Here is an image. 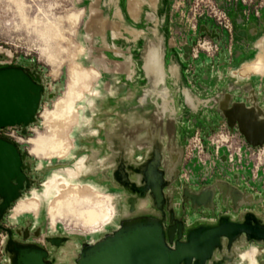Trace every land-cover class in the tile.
Segmentation results:
<instances>
[{
	"label": "rangeland",
	"instance_id": "obj_1",
	"mask_svg": "<svg viewBox=\"0 0 264 264\" xmlns=\"http://www.w3.org/2000/svg\"><path fill=\"white\" fill-rule=\"evenodd\" d=\"M259 41L264 0H0V68H21L44 87L34 124L0 130L24 153L32 182L0 219V264H13L12 248L42 249L49 254L47 264H57L66 243L79 248V264L92 248L147 222L164 228L182 223V242L225 218L244 223L256 217L250 224L264 226V164L258 178L255 156L230 159L236 146L264 150V138L252 135L264 133V71L246 68L264 66ZM73 67L96 75L83 91L91 105L76 101L67 113L76 118L65 135L73 156L35 154L29 140L50 135L45 113L66 97L70 83L77 89L84 82L73 78ZM236 119L249 128L253 142L263 144H251ZM197 132L205 137L208 160L195 156L186 164V147ZM223 132L233 142L219 152L212 138ZM95 154L106 169L71 183L92 185L109 217L85 226L83 216L67 208L53 222L54 199L44 198L46 183L55 173L68 176L81 162L90 164ZM185 164L188 182L181 177ZM207 191L213 192L209 205L189 200L199 203L197 195ZM35 194L40 212L16 215L17 203ZM79 201L81 210L88 208ZM246 237L225 240L210 264H238L239 250L258 249L263 257L255 262L264 264V239ZM57 239L62 243H51Z\"/></svg>",
	"mask_w": 264,
	"mask_h": 264
},
{
	"label": "water",
	"instance_id": "obj_2",
	"mask_svg": "<svg viewBox=\"0 0 264 264\" xmlns=\"http://www.w3.org/2000/svg\"><path fill=\"white\" fill-rule=\"evenodd\" d=\"M43 92L44 87L38 77L18 67L0 68V128L24 129L34 124ZM237 121L243 127L241 120ZM243 130L249 137V128L243 127ZM263 134L257 136L258 139L264 138ZM249 140L254 146L264 143V140L263 143H255L250 137ZM24 157L14 142L0 137V219L20 198L21 192L32 185L24 168ZM152 192L159 205L158 195ZM197 196H200L201 202L189 199L193 205L207 206L212 202L213 192ZM254 218L248 217L244 223L225 218L216 227H203L190 232L185 242H182L184 225L179 222L167 228L156 221L131 225L114 238L94 247L95 251L89 255L84 254L79 264H210L225 240L234 241L243 235L251 240L264 239V226L250 224ZM51 243L54 244V241ZM12 250L15 255L13 264H47L49 259L48 252L38 248Z\"/></svg>",
	"mask_w": 264,
	"mask_h": 264
},
{
	"label": "bare ground",
	"instance_id": "obj_3",
	"mask_svg": "<svg viewBox=\"0 0 264 264\" xmlns=\"http://www.w3.org/2000/svg\"><path fill=\"white\" fill-rule=\"evenodd\" d=\"M131 9L135 10L134 7ZM134 18H137V16ZM257 47L260 50L264 51V41L258 42ZM260 59L264 64L263 56H261ZM142 60H144L145 69H148L147 67L151 66L150 56H146ZM246 68H249L250 71H264V66L253 65L252 63L248 64ZM149 69L151 68L149 67ZM94 74L95 73L93 72H89L78 67L71 68V75L73 76V78L75 75H78L79 77L77 78H80V80L83 79L84 82L77 89H74L73 83H70L66 97L63 100L57 102L53 111H48L45 113V120L43 124L47 129L50 130V135L49 133L47 134V136L39 135V137L29 140V143L35 145L33 149V152L35 154L42 153L43 156L50 159H62L67 156H73L72 146L66 140L65 135L70 125L75 122L76 118L67 113L75 108L76 101L85 100L88 106L91 105V99H86V94L83 93V91L90 90L89 80L93 76H96ZM162 104L166 105L167 103L163 101ZM252 133L254 137H257L259 135V133L255 131ZM113 140H117V138L113 137ZM91 161L92 162L90 164L87 163V160L83 161L80 163L77 169L68 170V176L55 173L53 175L54 177H51L50 180L46 183L44 198L46 200L51 197L52 199H54L52 209L49 212L53 222L61 219L67 208H70L73 215H82L84 218L83 220L85 226H91L92 224L97 223L100 219H107L109 217V210L105 207V201L94 194V188L92 185L80 187L79 185L71 183L74 182L75 178L80 177L81 175H84V177H89L91 175H94L98 169H106L107 167L105 161L102 158L99 159L97 154L93 156V159ZM78 198L79 200H81V202L87 204L86 207L88 206V208H83L81 210L82 204L79 203L80 201L78 200ZM72 199H74V202H72ZM75 204L77 205V207L73 208ZM40 210L41 207L38 202L37 195L35 194V197L28 201H19L14 209V213L16 215L27 213L38 214ZM62 241L63 239H57L54 241V244H60L62 243ZM63 248L64 249H60V255L57 258V264H75L74 259L78 257L77 254L79 252V248L77 246L75 247L71 243L64 244ZM93 251H95V249H91L85 255L87 256ZM238 254L241 258V261L238 262V264H257L255 262V259L261 262V259L263 257V250H248L246 252H242L241 250H239Z\"/></svg>",
	"mask_w": 264,
	"mask_h": 264
},
{
	"label": "built area",
	"instance_id": "obj_4",
	"mask_svg": "<svg viewBox=\"0 0 264 264\" xmlns=\"http://www.w3.org/2000/svg\"><path fill=\"white\" fill-rule=\"evenodd\" d=\"M12 128L13 127H6L5 129L8 130ZM0 130H3V128H0ZM225 142L227 143L233 142V138L230 132H227L225 134L223 132V134H217L212 138V144L217 147L219 152L221 147L225 145ZM230 151H232L230 154V159L232 162H242L245 159L246 155L252 154L253 156H255L256 159L258 160V163L255 166L256 174H257L256 176H258L259 178L258 174L260 173V170L262 169L264 164V150L263 151L259 150L257 153V150L255 151L254 147H245L241 145V146H236L234 150L230 149ZM206 154H207V146H206L205 137L200 132L194 133L189 140L188 146L186 147V151L184 155L185 163L187 164L195 156H198L202 162H207L208 157ZM186 164L184 166L185 169L183 170L181 175L182 180L184 182L189 181V174L187 172L188 170Z\"/></svg>",
	"mask_w": 264,
	"mask_h": 264
},
{
	"label": "crops",
	"instance_id": "obj_5",
	"mask_svg": "<svg viewBox=\"0 0 264 264\" xmlns=\"http://www.w3.org/2000/svg\"><path fill=\"white\" fill-rule=\"evenodd\" d=\"M158 1V0H157ZM153 18H155V16L153 15ZM260 42V41H259ZM259 57H261V56H263V58H264V51H262V50H260L259 49Z\"/></svg>",
	"mask_w": 264,
	"mask_h": 264
}]
</instances>
